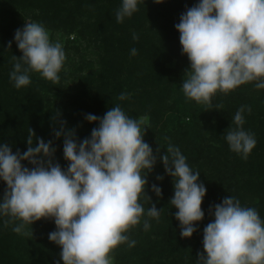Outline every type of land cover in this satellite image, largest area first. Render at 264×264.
Wrapping results in <instances>:
<instances>
[{
  "label": "clouds",
  "instance_id": "clouds-1",
  "mask_svg": "<svg viewBox=\"0 0 264 264\" xmlns=\"http://www.w3.org/2000/svg\"><path fill=\"white\" fill-rule=\"evenodd\" d=\"M141 2L121 0L116 22L131 18ZM175 28L182 53L190 62L181 85L186 99L211 107L217 93L227 94L251 82L256 89H264V0H198L181 14ZM132 38L139 40L136 33ZM14 41L22 53L19 58L13 55L15 63L9 73L15 88L28 87L31 73L59 82L66 53L59 42L51 40L43 23L26 22L16 30ZM137 54L132 48L131 55ZM129 98L125 93L118 97L121 101ZM251 111L250 106H241L233 117L235 127L223 135L229 149L245 160L257 144L255 134L244 129V113ZM85 120L98 127L83 140L66 128L67 121H60L53 130L56 139L63 137L67 168L55 162L53 141L45 142L31 129L24 152L13 153L8 144L0 143V181L7 185L0 217H9L5 225L19 221L12 230L32 236L28 225L32 229L36 221L52 219L56 230L48 239L61 248L63 264H114L112 253L118 246L136 245L128 235L130 229L143 221L148 231L151 220L160 221L163 209L157 210L146 191L148 174L159 160L173 179L169 203L177 209L180 236L191 238L205 217L202 202L207 189L200 182L201 173L193 170L180 148L169 143L166 154L160 155L159 148L154 153L144 139L148 127L120 105L103 117L86 114ZM150 190L162 196L157 184ZM142 199L150 202L147 210ZM210 211L214 220L203 229L204 253H198L196 264H264V219L255 208L229 196L210 206Z\"/></svg>",
  "mask_w": 264,
  "mask_h": 264
},
{
  "label": "trees",
  "instance_id": "trees-1",
  "mask_svg": "<svg viewBox=\"0 0 264 264\" xmlns=\"http://www.w3.org/2000/svg\"><path fill=\"white\" fill-rule=\"evenodd\" d=\"M197 3L142 0L131 18L117 23L115 13L121 0H0V143L8 144L13 153L18 149L24 152L31 129L45 142L53 141L55 162L67 168L63 137L56 139L53 135L59 122L67 121L66 128L83 140L98 127V123L85 120L86 114L103 117L111 107L120 105L134 118H148L144 139L154 153L159 148L160 155L166 154L167 145L172 143L193 170L201 173L200 182L207 189L202 208L208 220L197 223L198 230L191 238H181L175 219L177 209L169 203L174 195L173 179L158 160L148 174L146 191L157 210L163 209L160 221L151 220L148 231L143 229V221L130 229L128 235L136 245L118 246L112 253L114 264H196L198 253H204L203 229L214 220L210 206L229 196L255 208L264 219V89H256L251 82L227 94L217 93L211 107L186 99L181 90L190 62L182 53L175 25L181 14ZM21 9L37 12L36 17L50 29L68 35L102 36L105 47L114 50L113 56L105 59L102 70L91 69L72 82H64L61 74L59 82L53 83L39 73H31L28 87L15 88L9 73L15 63L13 55L22 56L14 41L16 30L23 28L17 19ZM84 22H88L86 28ZM147 23H151L150 30ZM133 33L138 34V41L133 40ZM132 48L138 50L137 55H131ZM124 85L130 86L125 93L130 98L121 101L118 97L124 93ZM178 92L179 98L168 104L169 95ZM243 105L252 109L250 114L244 113V129L254 133L257 140L246 160L232 152L223 138L228 128L235 127L233 117ZM23 163L32 167L27 161ZM157 176L163 180L158 181ZM152 184L162 188L160 198L151 192ZM6 188L0 181V200ZM141 203L146 210L150 206L146 199ZM8 219L0 217V264H63L61 248L48 239L56 230L52 219L42 218L32 224V229L28 225L26 230L32 231V236L15 233L12 228L20 222L5 225Z\"/></svg>",
  "mask_w": 264,
  "mask_h": 264
},
{
  "label": "rangeland",
  "instance_id": "rangeland-1",
  "mask_svg": "<svg viewBox=\"0 0 264 264\" xmlns=\"http://www.w3.org/2000/svg\"><path fill=\"white\" fill-rule=\"evenodd\" d=\"M36 13L37 12L21 9L18 12L17 19L20 21L22 26H24L26 22L42 23V21L36 17ZM150 24L151 23L145 24L148 26L147 30H150ZM83 25H85L86 28L88 22H84ZM46 28L50 33L51 40L54 42H59L63 46V49L66 53V62L63 70L60 73L64 79V82H72L77 75L87 74L91 71V69H94V71L102 70L105 59L111 55L113 56L112 52H114V50L105 47L102 36H82L77 32L68 35L63 30H54L48 27ZM123 88L124 93H126L129 91L130 86L124 85ZM179 94L180 92L170 94L167 103L170 104L177 100L179 98ZM138 119L142 120L144 125L147 126L148 118L146 116H141ZM207 136L210 137L209 134ZM206 209L208 208L206 207ZM202 210L204 211L203 208ZM204 220H208L207 212L205 213L203 221Z\"/></svg>",
  "mask_w": 264,
  "mask_h": 264
}]
</instances>
